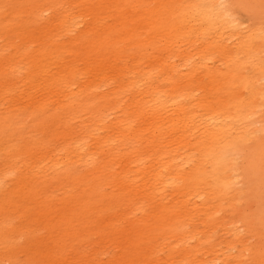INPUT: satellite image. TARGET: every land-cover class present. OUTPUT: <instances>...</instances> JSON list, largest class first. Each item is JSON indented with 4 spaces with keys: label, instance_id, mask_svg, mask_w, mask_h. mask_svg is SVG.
Listing matches in <instances>:
<instances>
[{
    "label": "rangeland",
    "instance_id": "1",
    "mask_svg": "<svg viewBox=\"0 0 264 264\" xmlns=\"http://www.w3.org/2000/svg\"><path fill=\"white\" fill-rule=\"evenodd\" d=\"M168 1L187 20L152 32L143 22ZM230 1L234 22L216 23L204 0H0V264H264V225L237 233L244 203L213 176L205 128L186 131L181 105L150 95L187 92L194 125L248 95L264 0ZM228 122L240 128L221 145L236 131L247 148L264 139V121Z\"/></svg>",
    "mask_w": 264,
    "mask_h": 264
},
{
    "label": "bare ground",
    "instance_id": "2",
    "mask_svg": "<svg viewBox=\"0 0 264 264\" xmlns=\"http://www.w3.org/2000/svg\"><path fill=\"white\" fill-rule=\"evenodd\" d=\"M152 2L153 0H143L142 6H145L147 4V6L152 7ZM233 5L230 0H204V2L202 3L204 15L206 17L214 16L216 23H220L222 21L224 23L234 22ZM170 7H172V1H168V4L166 6L165 4H162L160 9L157 10V13L155 12L153 13L154 14L153 19H146L143 22L144 24H146L145 26L153 28L152 32H155L157 31L156 29L157 27H160L159 29L164 30V23H165V24H172L176 28V30H179L181 26V21L183 19L187 20L186 12H189V8L186 5L184 8V12L186 14L175 15L174 11ZM160 16H162V18H160ZM190 27H192V25ZM159 32L161 33V31ZM261 37L264 38V31ZM135 39L137 38H134L133 42L135 41ZM242 43L243 40L239 41V44ZM252 44L255 48L254 56L256 62H254V67L252 69L251 74L247 75L244 79L248 86V95L246 97H243V96H238L240 93H238V95L234 94V96H232L231 104L228 105L226 103H222L218 105L219 108L234 109L233 112H229V111L219 112L220 109H216V111L219 112L218 114L202 115L196 121L197 124L194 125L189 122V120L192 119L193 121V118H195L194 112L191 110H187V107L184 106L183 96H185L187 92L182 93V91H179L170 98H168V96L163 97L162 95H160V92L158 90H155L152 94H150L152 95L151 100L154 101L156 104L161 105L162 109L169 108L173 105H175L176 108H178L181 105L180 112L178 113L176 120H177V124H179L186 131L190 132V131H196L197 128L200 129L205 128L204 132L206 131V136L208 141L204 142V144L207 145L208 149L211 151L213 156V161H214L213 176L215 177L217 183L221 187L223 188L229 187L237 191V193L240 194V198H236V200L238 199L242 203H244L241 209L236 208V211L234 212V214H236V216L239 217V219L235 221L236 225L233 223V225L237 228L238 234L248 232L250 230V226H252L253 224V220L259 221L264 225V181L263 178H261L260 176L261 171H264V139L262 140L259 139L260 142L257 148H247L245 146L247 140L246 137L247 131L246 132L236 131L233 140L232 141L227 140L223 145L219 144L217 140L224 139L230 130L232 129L237 130L240 128V126H233L229 124L228 118L230 116L239 117V119L243 124V130L248 129V125L246 124L247 121L255 122L258 124L264 121V119L256 120L253 118L254 114L256 113L254 112V110L259 106H264V102L258 104L260 96L264 98V82L260 81V80H264V58L262 57L263 54H261V50H259V45L256 42L255 36L252 37ZM124 53H126V51H124ZM175 56L179 57L180 54L176 53L174 54V57ZM193 56L194 54H192L191 57H187L186 55H183L181 62L177 65L175 71H181V69L183 70L184 67L188 66ZM173 70L174 69L172 68L169 69L170 72H172ZM198 90L199 89L197 88L195 93L196 96L198 95ZM166 98L168 99L165 102L163 99ZM18 133H20V130L14 129V132L9 136L14 141L15 155L19 154V148L16 145L17 144L16 139L19 135ZM82 145L83 143L81 142V146L78 147V151H77L78 155L80 153L79 150H82ZM126 147L128 148V152L126 153L129 154L133 153L130 152L135 149L132 144L127 143ZM242 153L246 154L245 156L248 157L247 161L249 163L246 164L245 166L246 169L244 170L245 172L247 171L248 173L247 175H249V179H247L250 184L249 187H246L247 180H244L245 172L240 166L241 161L239 162V157ZM142 162L143 159H141L138 163H142ZM164 170L165 168H163L161 172H164ZM162 175H163L162 173H159L157 179H159L160 182L163 183L165 182V179L162 177ZM259 185L260 186L262 185V187H260V191L262 193L263 202H261V197L258 192ZM197 191L198 193L196 195L202 196L203 189L200 188L197 189ZM257 197L259 199V202L258 200H256ZM251 200H253L254 205L251 206V211L248 212L247 205ZM247 250H250V248H248ZM218 259L217 258L214 259L212 262H210V264H216Z\"/></svg>",
    "mask_w": 264,
    "mask_h": 264
}]
</instances>
